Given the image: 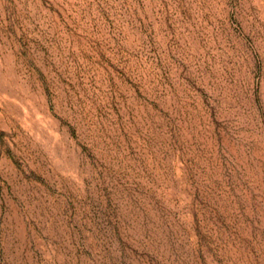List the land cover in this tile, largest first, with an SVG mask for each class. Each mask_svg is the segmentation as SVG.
Wrapping results in <instances>:
<instances>
[{"label":"rangeland","instance_id":"obj_1","mask_svg":"<svg viewBox=\"0 0 264 264\" xmlns=\"http://www.w3.org/2000/svg\"><path fill=\"white\" fill-rule=\"evenodd\" d=\"M0 264H264V0H0Z\"/></svg>","mask_w":264,"mask_h":264}]
</instances>
